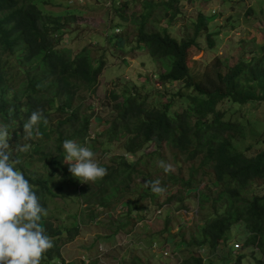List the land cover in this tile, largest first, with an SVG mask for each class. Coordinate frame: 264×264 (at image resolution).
<instances>
[{
  "label": "trees",
  "instance_id": "1",
  "mask_svg": "<svg viewBox=\"0 0 264 264\" xmlns=\"http://www.w3.org/2000/svg\"><path fill=\"white\" fill-rule=\"evenodd\" d=\"M37 1L0 0V122L9 125V144L13 149L17 145H28L26 151L14 152V158L20 161L16 167L33 185L41 205L49 212L53 204V218H60L63 210L57 198L65 200L67 187L83 184L71 175L64 163L62 143L65 139L83 143L82 146L95 152L97 143L100 141L102 145L107 138V143L120 142L123 153L136 157L135 161L127 162L122 156H113L111 163L116 166L103 165L107 175L95 182L101 189V193L98 192L102 195L116 186L123 189L117 197L129 191L135 167L142 162L147 144L154 143L152 152L145 155L148 161L150 156L160 159L156 152L167 144L175 159L181 156L186 162L200 160L203 175L210 181L204 189L195 192L200 209L210 211L206 224L199 230L198 237L191 238L189 245L196 246L195 250L188 251L189 246L184 249L186 254L180 264H204V258L197 251L205 248L204 244H208L210 256L219 255L217 249L221 243L228 244L232 227L240 233L229 250L224 251L234 254L241 247L242 250H257L260 255L257 264H264V148L252 153L251 147L240 151L236 145L245 137L243 122H250L253 113L250 108L254 102L264 103V48L254 51L250 60L240 59L232 66H223L217 60L200 73L190 65L191 50L198 46V33L207 31L212 18L200 15L193 36L179 39L171 36L168 26L180 15L182 2L195 0L138 1V11L122 12L115 20L111 19L113 24L107 30L109 39H115L122 49L129 44L127 34L111 32L133 25L137 48L145 51L150 61L162 69L154 77L162 87L178 86L170 96L172 100L178 98L185 107L178 112L171 108V102L154 100L149 103L134 93L125 92L122 102L114 106L119 117L112 118L107 129L96 131L91 137L92 114L87 116L82 112V93L95 91L105 61L102 55L94 58L90 46L74 55L64 47H57L70 36L65 33L76 17L75 12L67 5L60 15L44 13ZM122 6L126 7L127 2L114 8ZM148 23L157 29H149ZM210 37L207 34V43L212 49ZM112 98H117V94L113 92ZM233 107L238 110L228 114L227 110ZM36 109L42 111L47 123L42 119L37 126L40 136L34 133L32 138L25 139L23 123ZM261 140L264 141V136L256 142ZM172 180L190 188L189 181ZM258 181L263 185L260 195L255 192ZM148 183L153 185L155 181L148 179ZM160 184L157 188L164 189L165 184ZM159 193L161 191L144 193L142 198L151 196L153 199ZM92 197L93 194H88L85 201L93 203ZM106 201L103 197L94 204L110 209L108 205L118 200ZM126 201L132 205L130 199ZM88 217L89 221L96 218ZM48 219V215L42 217L41 225L54 246L45 253L40 264L59 261L60 247L65 241L74 240L79 232L78 224L73 223L67 228L70 237L62 240L60 246L54 239L61 236L62 231ZM239 242V249L234 248ZM112 255L115 253H111V258ZM241 258L237 257L235 262L240 263ZM122 264H140V258L132 256L129 263Z\"/></svg>",
  "mask_w": 264,
  "mask_h": 264
},
{
  "label": "rangeland",
  "instance_id": "2",
  "mask_svg": "<svg viewBox=\"0 0 264 264\" xmlns=\"http://www.w3.org/2000/svg\"><path fill=\"white\" fill-rule=\"evenodd\" d=\"M124 1L127 2L126 7L114 8L116 5L123 4ZM138 1L140 0L37 1L39 8L44 13L60 15L65 11L62 8L67 5L71 6V10L75 12L76 17L65 33V35L70 36H66V41H61L57 47H64L70 51L71 55H74L82 48L90 46L93 57L98 58L102 55L105 61L95 91L90 95L82 93V112L87 116L92 114L90 121L92 135L96 134V131L107 129L112 118L119 117L114 106L122 102V95L125 92L134 93L141 100L149 103L154 100L161 103L171 102V108L174 110L181 111L184 107L178 98L174 100L171 98V92L176 90L178 86L162 87L154 77L162 69L158 64L150 61L145 51L137 48L134 38L136 33L132 30L133 25L130 24V27L126 25L127 27L123 31L114 29L111 32L115 34L125 32L127 34L126 40L129 44L126 43L122 49L116 45L115 39H109L110 32L107 30L113 24L111 19L115 20L122 12L130 14V12L138 11L140 9ZM179 12L180 15L177 19L168 26L171 36L179 39L193 36L195 23L199 22L200 15L212 18L207 25V31L198 33L196 38L198 46L191 50L190 65L200 73L203 69H208L217 60L222 62L223 66H232L240 59L250 60L255 55L254 51H261L264 48V0L184 1L179 7ZM147 27L157 29L155 26L151 27L149 23ZM207 34L211 36L212 49L207 43ZM113 92L117 94L115 99L112 98ZM250 109H253L250 122H243L245 137L243 140L237 141L236 145L240 151H245L251 147V152L257 153L264 148V141L256 142L261 136H264V103L254 102ZM234 110L237 111L238 109L233 107V109L227 110V113H233ZM106 140L107 138L102 145L100 141L97 143L98 149L94 152V158L102 165L109 164L114 167L116 164L111 163L110 158L121 154L122 145L117 141L107 143ZM153 149L154 146L150 145L143 151L142 162L135 167L129 191H126V197L133 200L132 204L138 202L148 206L145 211H142V216L148 222L141 221L139 218L142 212L130 214L127 208L120 204L121 201H124L122 196H118L121 197V200L115 204L116 211L114 214L109 215L106 214L109 210L98 207V205L95 206V204H86L85 198L77 199L73 186L65 189L64 195H67L65 200L60 198L56 200L59 208L61 207L63 210L60 213V218H53L55 215L54 205H50L48 220H51L62 231V235L54 239L58 241V245L61 246L62 240L70 237L67 228H71L73 223L78 224L79 227L77 239L64 247V256L59 255L58 264H82V257L94 260L96 255L100 256L103 253L98 249L100 243H104L107 248L113 247L114 243L124 237L127 232L129 233L125 235V242L131 243L130 247L122 246L123 249L119 248L118 253L112 255V258L109 255L110 252H116L118 249L115 247L111 251L107 249L106 255H108L109 260H113L111 264H116L117 261L122 264V262L128 261L130 256L140 258V264H180V260L186 254L184 249L189 246L188 249L193 248L195 250L196 246L189 245V242H191L192 237H198V232L202 226H205L206 217L210 212H208V208L200 209L197 206V193L195 192L204 189V185L210 184L208 176L203 175L200 160L186 162L181 156L175 159L167 144H163L160 152H156L160 154V159L150 156L148 161L145 155L152 152ZM138 156L140 157L141 154ZM130 158L134 160L136 157ZM161 161L165 165L171 166L169 171L166 172L164 167L160 166ZM190 173H193L191 178ZM173 178L182 179L185 182L189 181L191 194L186 195L184 192L187 185H181L178 180L174 182ZM148 179L155 181V184L150 185ZM160 183L165 184L164 187L166 188L161 191V195L167 190L166 196L161 197L160 194H155L153 199L151 196L142 198L144 193L152 194L155 192L154 188H157ZM257 183L258 188L255 192L260 195L263 185L259 181ZM86 187L96 190L93 193L95 197L99 195V192L101 193V189L99 192L97 191L98 185L97 187L96 185H83L80 188L82 193ZM122 190L115 186L102 195L104 199L112 202L116 200V194ZM166 199L168 200L166 201ZM92 207L94 209L91 211ZM183 208L186 209V212L182 211ZM157 210H161V213L154 219ZM90 212H93L92 214L96 217L92 221H89L88 217L91 216ZM118 216H121V223L125 225L115 224V219ZM81 223H83L82 228L79 226ZM234 229L235 227L230 229L229 233L233 231L230 241L227 245L225 243L221 245L219 255L210 256L211 250L208 244L203 245L205 247L204 264H257V259L260 258L257 250L252 251L247 248L242 250L241 247V250L234 254L224 251V249L229 250V246L235 243L234 238L240 233ZM169 234L171 237L167 236ZM152 240H156V244L163 243L166 246H163V250L159 249L153 252L152 247L149 249L147 243V241ZM142 242L147 249L139 248L142 246ZM91 244H94V247H91ZM239 244L241 245L240 242ZM164 251L167 255L162 254ZM239 256L242 258L240 263H237L235 259ZM95 260H98V257ZM56 261L57 259L53 264H56ZM84 262L89 264L88 260Z\"/></svg>",
  "mask_w": 264,
  "mask_h": 264
},
{
  "label": "clouds",
  "instance_id": "3",
  "mask_svg": "<svg viewBox=\"0 0 264 264\" xmlns=\"http://www.w3.org/2000/svg\"><path fill=\"white\" fill-rule=\"evenodd\" d=\"M90 94L92 93H89V95ZM183 109L181 111H183ZM42 119H44V122L47 123V120L43 117V113L40 109L33 110L30 113L28 118L23 123V137L25 139L32 138L34 133L36 136L41 135L37 126ZM90 135L93 136L91 134V131ZM9 140V125L0 122V264H40L41 259L43 258L45 253H47L54 246L52 238L46 234L45 228L41 225V219L42 217H46L48 215V211L41 205L40 197L34 190L33 185L30 184L29 180L25 178L23 172L16 167V165H18L20 161L14 158V152L26 151L28 145H17V148L13 149L9 144ZM152 144L154 143L149 142L147 145L150 146ZM62 148L64 151V163L68 165V171L74 178L83 183L80 186H75V196L77 197V199L82 200L88 194L92 195L96 190H91V187H89L90 189L86 187L83 193L81 192L80 188L83 185H96L97 187V184L95 182L107 175V169L103 167L102 163H98L95 160L94 151H92L91 148L87 146H82L81 144L71 139H65L62 143ZM119 156H122L123 160L127 162L131 159L130 157H135L130 153H123L122 151L121 154H119L117 157ZM135 160L136 158L134 159V161ZM160 166L164 167V170L166 172L169 171L171 167L170 165H165L163 161L160 162ZM105 187H107V185H105ZM165 188L162 190H165ZM162 190L159 188H154V191ZM97 191H99V186L97 187ZM191 192L192 191L190 189H186L184 193L188 195L191 194ZM159 194L161 195V193ZM167 194L168 191L166 190L163 195H161V197L166 196ZM126 196L127 195L125 192L122 196V198H124V201L120 202L121 197H117L116 199L118 201L116 203H114L115 201L110 203L108 205L110 209H106L109 210L106 214H114V212L116 211L115 204L119 202L122 206H124V208H127V211L130 214L132 212H142L147 209L148 206L146 204H139L138 202H134V204H132L133 200ZM101 198H103V196L99 194L97 197H92L93 203H87L86 201L85 203L94 204ZM129 199L132 201L131 206H129L126 201ZM168 199H166V201ZM96 205L97 204H95V206ZM98 207L100 206L98 205ZM164 208H166V206H164ZM93 209L94 207L91 208V211ZM182 211L186 212V209L183 208ZM92 213L90 212L91 216L95 217V215ZM160 213L161 210H157L154 219H156ZM142 215L143 212L139 217L141 221L144 220L145 222H148ZM120 217L118 216L115 219V224L120 226L125 225L124 223H121ZM82 224L83 223L80 224L81 228ZM127 233L125 235H127ZM125 235L119 241H116L113 247L110 246L109 248H107L104 243H100L98 245V249L103 253L100 256L96 255L95 259L98 257V260L95 261V259L90 260L88 258L82 257V264H85V260H88L89 264H111V261L113 260H109L108 255H106L107 249L111 251L115 247L118 250L113 253L117 254L119 248L123 249L122 246H131V243L125 242ZM168 236L171 237V234H169ZM77 237L78 235L74 238V240L77 239ZM72 241H66V243H64L65 245L60 247L61 256H64V247ZM147 243L148 248L151 249L152 247L153 252H156L159 249L163 250V246H166L163 245V243L156 244V240L147 241ZM222 244L223 243H221V245ZM233 247L239 249L240 244L233 245ZM139 248L142 250L147 249L144 242H142V246H139ZM189 250L190 249H188V251ZM220 250L221 246H219L217 251ZM197 251L200 253L201 257H203V254H205V248H199ZM162 254L167 255L165 251ZM103 255L107 256V258L103 259ZM109 255H111V252ZM131 257L132 256L129 257V260ZM129 260L127 261L128 263ZM107 261H109L110 263H108ZM58 263L59 261H56V264ZM116 264H119V261H117Z\"/></svg>",
  "mask_w": 264,
  "mask_h": 264
}]
</instances>
